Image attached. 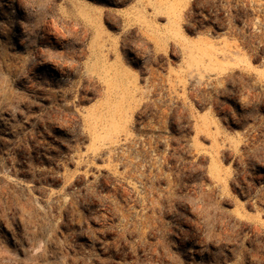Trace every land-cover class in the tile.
I'll use <instances>...</instances> for the list:
<instances>
[{"label":"rangeland","instance_id":"rangeland-1","mask_svg":"<svg viewBox=\"0 0 264 264\" xmlns=\"http://www.w3.org/2000/svg\"><path fill=\"white\" fill-rule=\"evenodd\" d=\"M0 264H264V0H0Z\"/></svg>","mask_w":264,"mask_h":264},{"label":"bare ground","instance_id":"bare-ground-1","mask_svg":"<svg viewBox=\"0 0 264 264\" xmlns=\"http://www.w3.org/2000/svg\"><path fill=\"white\" fill-rule=\"evenodd\" d=\"M171 10V13L172 14H174L175 12H174V9L172 8V9H170ZM174 35H179L180 33H179V31L178 30H176V31H174V33H173ZM50 38V37H49ZM48 38V39H49ZM55 40V39H54ZM52 42V41H51ZM203 54H206V53H203ZM192 55V54H191ZM192 58H191V61H192V63H191V66H194V67H198V66H200L201 64H202V60H201V58L200 57H198V58H195L194 56H191ZM63 74V73H62ZM124 105V104H123ZM119 108V107H118ZM121 108H122V106L119 108V110H121ZM213 167V170L214 171H216L217 170V167H216V165H213L212 166Z\"/></svg>","mask_w":264,"mask_h":264}]
</instances>
